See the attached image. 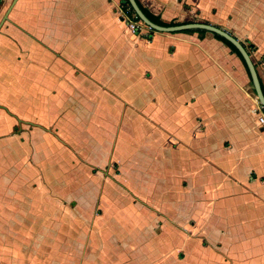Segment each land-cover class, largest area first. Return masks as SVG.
I'll list each match as a JSON object with an SVG mask.
<instances>
[{
	"label": "crops",
	"instance_id": "0c3cea01",
	"mask_svg": "<svg viewBox=\"0 0 264 264\" xmlns=\"http://www.w3.org/2000/svg\"><path fill=\"white\" fill-rule=\"evenodd\" d=\"M140 2L251 46L264 92V0ZM122 7L0 0V164L26 161L1 166L0 186L43 192L49 210L38 232L31 221V241L14 213L0 264H62L67 218L94 228L108 213L94 199L106 184L126 190L138 253L154 244L148 234L169 232L173 264L178 253L189 264H264V105L243 60L208 31H134Z\"/></svg>",
	"mask_w": 264,
	"mask_h": 264
},
{
	"label": "rangeland",
	"instance_id": "374dc122",
	"mask_svg": "<svg viewBox=\"0 0 264 264\" xmlns=\"http://www.w3.org/2000/svg\"><path fill=\"white\" fill-rule=\"evenodd\" d=\"M118 13H120L122 21L129 26V22L126 20L127 14L121 10ZM144 26L145 24H143L141 28ZM141 28L138 30L136 29L137 32H139ZM24 125L27 124H23L22 127H24ZM13 143L16 144L17 142ZM23 144L24 140L19 145L22 146ZM6 159L5 162H1L0 167L6 164H13V166H16L26 162L25 157H23V159L22 157L8 159L6 156ZM13 171L14 170L8 171V173L10 174ZM15 186V188L18 187L17 185ZM123 191L126 190L118 184L113 186L111 184H106L103 185V187L101 185L97 186L94 199L98 196V205L100 204L105 212H107L106 206H108V213L105 214L99 223L95 222L94 228L88 226V220L80 219V221H76L67 218V224L70 225L72 231L65 239V252H60L62 255V264H173V260L172 262H169V255L172 251L171 244L174 245L175 240L169 232L161 236L158 235L157 232L148 234L146 239L154 242L151 247L148 246L147 248V250L150 251L146 250V252L142 254L135 250L132 245V239H134L132 231L134 226L130 227L131 225L127 217L128 214L130 215V213L127 212L130 210L131 205L128 198L122 193ZM43 196V192L28 191L25 188H20L18 193H12L11 186H0V217L2 219V222L0 223L1 244L6 245V247L10 246L9 232L11 231L10 226L13 224L11 219L13 217L15 218L14 213L16 212L24 214L21 215L22 217H25L22 222H29V227H27L28 225H23L18 226V229L25 230L31 241L32 236L35 235L34 233L36 231L32 229L31 221L34 222V226L36 224L35 228H37V232L40 229L41 224L43 225V222L48 221H42L39 219L40 216H38L42 211H44V213L49 211L44 205L45 199ZM69 198H72V196L70 195ZM67 204V211H73L75 208L74 201H67ZM95 211L101 212L98 207ZM125 213L127 214L124 215ZM34 215H36L37 218H34ZM131 221L133 225L138 223L137 219ZM141 238L142 237H140V239ZM19 242L20 240L18 243ZM185 247L187 248L186 252L189 254V245ZM142 249L143 247L141 250ZM7 255L9 258L11 251L10 253L7 252ZM177 257L179 264H189V259L185 263V253H178Z\"/></svg>",
	"mask_w": 264,
	"mask_h": 264
},
{
	"label": "water",
	"instance_id": "95a60500",
	"mask_svg": "<svg viewBox=\"0 0 264 264\" xmlns=\"http://www.w3.org/2000/svg\"><path fill=\"white\" fill-rule=\"evenodd\" d=\"M130 4L132 5L136 15L140 18V21L145 24L146 26L150 27L151 29L155 31H160V32H168V33H177V32H182L187 29H206L208 32L211 33H218L221 36L225 37L227 40L232 42L241 52L243 55L246 64L249 69V73L255 88V92L261 101V103L264 105V92L260 83L259 75L257 72V69L255 67V64L252 61V58L247 51V49L244 47L241 41H239L236 37L231 35L228 31L217 27L215 25L205 23L202 21H192V22H186L184 24L176 25V26H160L153 21H151L146 14L143 12L141 7L139 6L137 0H129Z\"/></svg>",
	"mask_w": 264,
	"mask_h": 264
},
{
	"label": "trees",
	"instance_id": "16d2710c",
	"mask_svg": "<svg viewBox=\"0 0 264 264\" xmlns=\"http://www.w3.org/2000/svg\"><path fill=\"white\" fill-rule=\"evenodd\" d=\"M139 6L141 7V9L143 10V12L146 14V16L151 20L153 21L154 23L160 25V26H176V25H180V24H184L186 22H176V21H170V22H167V21H164L159 15H155L154 13H152L147 7H145L141 2L140 0H137ZM121 4L123 6V8L130 14V15H135V19L137 21H140V18L136 15L132 5L130 4V1L129 0H121ZM189 22H192V21H189ZM184 33H193V32H198L201 36H203L207 30L206 29H187L185 31H182ZM215 37L218 38L219 40H222L224 41L230 48L233 52H235L239 57H241V59L243 60L248 72H249V69H248V66L246 64V61L243 57V55L241 54V52L239 51V49L232 43L230 42L229 40H227L225 37L221 36L220 34L218 33H214ZM242 44L244 45V47L247 49V51L250 53V48L251 46H246L243 42ZM250 74V73H249Z\"/></svg>",
	"mask_w": 264,
	"mask_h": 264
},
{
	"label": "built area",
	"instance_id": "2783aa9c",
	"mask_svg": "<svg viewBox=\"0 0 264 264\" xmlns=\"http://www.w3.org/2000/svg\"><path fill=\"white\" fill-rule=\"evenodd\" d=\"M123 11L125 12V14H127L126 20L129 22V26L134 31H136V29L138 30L139 28H141L143 23L141 21H137L135 19V17H136L135 15L134 16L130 15L124 8H123ZM256 114H257L258 123H259L260 127L264 130V106L259 105L258 108L256 109Z\"/></svg>",
	"mask_w": 264,
	"mask_h": 264
}]
</instances>
